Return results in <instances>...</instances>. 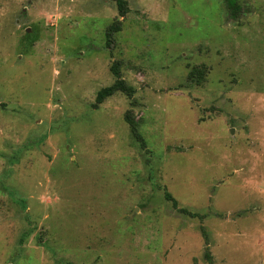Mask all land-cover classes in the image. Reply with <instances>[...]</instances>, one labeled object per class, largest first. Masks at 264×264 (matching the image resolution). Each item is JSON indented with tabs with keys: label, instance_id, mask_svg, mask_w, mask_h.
<instances>
[{
	"label": "rangeland",
	"instance_id": "1",
	"mask_svg": "<svg viewBox=\"0 0 264 264\" xmlns=\"http://www.w3.org/2000/svg\"><path fill=\"white\" fill-rule=\"evenodd\" d=\"M238 2L0 0V264H264V0ZM114 60L133 95L94 106Z\"/></svg>",
	"mask_w": 264,
	"mask_h": 264
},
{
	"label": "trees",
	"instance_id": "2",
	"mask_svg": "<svg viewBox=\"0 0 264 264\" xmlns=\"http://www.w3.org/2000/svg\"><path fill=\"white\" fill-rule=\"evenodd\" d=\"M112 1L115 3L118 16L122 17L128 12L129 10L128 0H112ZM225 1H226L230 16L232 18H237L239 6H240L238 0H225ZM120 29H121L120 19H114L110 24L106 26V29H105L106 47H110L112 45L113 35L116 32H118ZM110 71L115 77V79L112 84H110L109 86L102 87L101 89L97 91L96 101H95L94 106H98L99 103L103 102L107 97L113 95L115 92H122L129 98H131L133 95V87L127 84L125 80L121 77L119 61L114 60L112 62V64L110 65ZM204 74H205L204 67L192 66L188 72V79L199 84L203 81ZM131 105H133V101L131 102ZM124 119L128 123L132 137L139 143L141 147H144L146 141L138 129L139 124L137 120L134 119L132 116H130L129 109L126 110L124 114ZM164 198L165 200L169 201L171 203V206L174 209H176L178 212L186 214L190 217L202 218V215H200L199 213L192 212L185 207H179L177 200L166 190L164 192ZM201 229H202V233L204 235L205 241H207L208 240L207 234L205 230L203 229V227H201ZM204 257L207 261L209 262L211 261L210 252L207 246L205 247Z\"/></svg>",
	"mask_w": 264,
	"mask_h": 264
}]
</instances>
